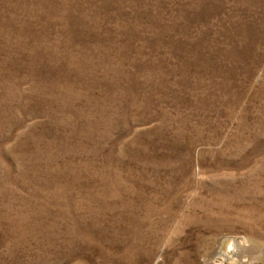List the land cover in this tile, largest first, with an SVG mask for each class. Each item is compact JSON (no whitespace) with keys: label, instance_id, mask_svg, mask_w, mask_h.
Instances as JSON below:
<instances>
[{"label":"rangeland","instance_id":"rangeland-1","mask_svg":"<svg viewBox=\"0 0 264 264\" xmlns=\"http://www.w3.org/2000/svg\"><path fill=\"white\" fill-rule=\"evenodd\" d=\"M0 264H264V0H0Z\"/></svg>","mask_w":264,"mask_h":264}]
</instances>
